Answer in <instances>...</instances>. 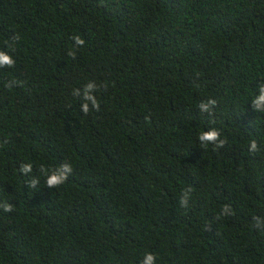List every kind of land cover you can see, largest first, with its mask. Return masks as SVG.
Instances as JSON below:
<instances>
[{"label":"trees","instance_id":"16d2710c","mask_svg":"<svg viewBox=\"0 0 264 264\" xmlns=\"http://www.w3.org/2000/svg\"><path fill=\"white\" fill-rule=\"evenodd\" d=\"M0 51V264H264V0H0Z\"/></svg>","mask_w":264,"mask_h":264},{"label":"clouds","instance_id":"9594fccd","mask_svg":"<svg viewBox=\"0 0 264 264\" xmlns=\"http://www.w3.org/2000/svg\"><path fill=\"white\" fill-rule=\"evenodd\" d=\"M74 40L76 42L77 45H83L84 41L80 38V37H74ZM15 64V60L13 59V57L4 52V51H0V67H12ZM8 87H11L10 85H7ZM96 88V84L93 81H89L85 86H84V98L87 101L91 102V105L94 109L99 110V102L97 101L96 97L93 95V92ZM79 89H74L73 92L76 93L78 92ZM261 96L259 97L257 103H259V101H264V87L261 88ZM213 103H215V101H213ZM82 111L87 114L89 111V106L87 103H84L82 105ZM201 141H208L211 142L213 144H215L217 147H222L223 144L225 143V141L220 140L219 139V132L215 129H212L209 132H203L200 136H199ZM256 149V144L253 141L251 144V150H255ZM32 170V165L30 163H25L21 165V171L24 174H27L29 172H31ZM72 172V168L70 164H62L56 171L50 172L49 174L46 175V185L49 188H53V187H57L61 184H63L68 176L71 174ZM36 183L35 179L30 183V186H34V184ZM190 192V190H189ZM187 196L188 193L186 192L184 194V196L181 197V204L182 205H187ZM3 210L6 212H9L12 210V206L10 204H3L2 205ZM223 212L225 214L228 213V208L227 206H225ZM155 262V255L152 253H146L145 254V258L142 261V264H154Z\"/></svg>","mask_w":264,"mask_h":264}]
</instances>
